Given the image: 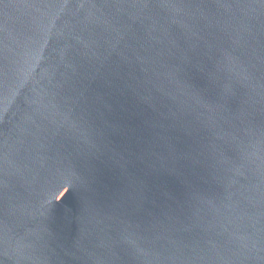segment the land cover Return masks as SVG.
Listing matches in <instances>:
<instances>
[{"label":"water","instance_id":"95a60500","mask_svg":"<svg viewBox=\"0 0 264 264\" xmlns=\"http://www.w3.org/2000/svg\"><path fill=\"white\" fill-rule=\"evenodd\" d=\"M0 264H264V0H0Z\"/></svg>","mask_w":264,"mask_h":264}]
</instances>
